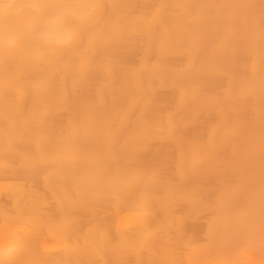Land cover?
I'll return each instance as SVG.
<instances>
[{
	"label": "bare ground",
	"instance_id": "obj_1",
	"mask_svg": "<svg viewBox=\"0 0 264 264\" xmlns=\"http://www.w3.org/2000/svg\"><path fill=\"white\" fill-rule=\"evenodd\" d=\"M65 2L0 54V264H264L261 0Z\"/></svg>",
	"mask_w": 264,
	"mask_h": 264
},
{
	"label": "clouds",
	"instance_id": "obj_2",
	"mask_svg": "<svg viewBox=\"0 0 264 264\" xmlns=\"http://www.w3.org/2000/svg\"><path fill=\"white\" fill-rule=\"evenodd\" d=\"M4 2L0 0V4ZM93 7L65 0H11L10 7H0V54L13 53L26 41L38 38L46 45H72L77 35L65 27L69 17L86 25L91 22Z\"/></svg>",
	"mask_w": 264,
	"mask_h": 264
},
{
	"label": "snow or ice",
	"instance_id": "obj_3",
	"mask_svg": "<svg viewBox=\"0 0 264 264\" xmlns=\"http://www.w3.org/2000/svg\"><path fill=\"white\" fill-rule=\"evenodd\" d=\"M11 6V0H5L3 4H0V7H10ZM261 7L264 9V0H261Z\"/></svg>",
	"mask_w": 264,
	"mask_h": 264
}]
</instances>
